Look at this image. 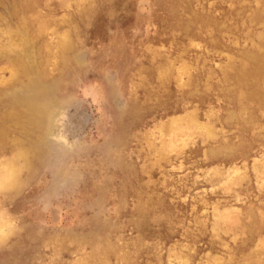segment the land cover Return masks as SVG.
<instances>
[{"label":"rangeland","instance_id":"obj_1","mask_svg":"<svg viewBox=\"0 0 264 264\" xmlns=\"http://www.w3.org/2000/svg\"><path fill=\"white\" fill-rule=\"evenodd\" d=\"M15 141L31 188L0 264H264V0H0ZM57 151L83 178L45 215Z\"/></svg>","mask_w":264,"mask_h":264},{"label":"clouds","instance_id":"obj_2","mask_svg":"<svg viewBox=\"0 0 264 264\" xmlns=\"http://www.w3.org/2000/svg\"><path fill=\"white\" fill-rule=\"evenodd\" d=\"M86 59V57H85ZM113 81L117 78L108 72ZM123 97H117V104L123 106ZM67 119L62 114L61 121ZM60 146L71 147L66 137L58 138ZM46 172L50 177L49 187L35 197V207L43 214H51L58 206L66 192L78 187L83 178L77 170L72 169L65 161L63 154L54 153L46 164ZM32 157L29 148L21 141L12 142L8 150L0 151V216L11 218V230L0 229V251L9 249L17 238L25 232L23 217L12 213L11 205L31 188ZM91 207V206H90Z\"/></svg>","mask_w":264,"mask_h":264}]
</instances>
